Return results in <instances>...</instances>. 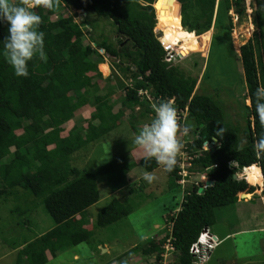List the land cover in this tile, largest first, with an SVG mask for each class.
Segmentation results:
<instances>
[{
	"label": "trees",
	"instance_id": "1",
	"mask_svg": "<svg viewBox=\"0 0 264 264\" xmlns=\"http://www.w3.org/2000/svg\"><path fill=\"white\" fill-rule=\"evenodd\" d=\"M155 1L56 0L52 10L33 9L41 18L38 30L44 32L46 62L34 57L28 62V77H16L0 55V198L12 197L20 202L22 197L30 195L55 224L33 240L24 242L17 253L16 264H45L46 252L55 254L89 242L93 230L108 227L128 214V208L116 196L110 197L91 223L87 209L99 199V183L110 192L125 187L132 166L120 158L88 171L70 164L73 152L101 140L122 115L119 110L111 112L107 104L110 92L96 93L98 87L94 78L101 76L97 65L100 63L101 72L107 73L100 50L111 58L113 69L130 80L129 85L118 80L123 91L119 105L143 106L146 96L155 103L173 99L179 119L180 111L186 108L181 125L188 128L187 134L192 137L184 147L190 157L188 175L204 174L212 182L202 193L197 190L204 186L203 181L192 182L184 188L178 211L168 218L170 230L164 228V235L159 239L151 238L130 248L131 254L147 259L153 257L149 264H162V245L169 238L173 250L168 264H192L189 247L203 228L209 230L215 222L213 210L236 203L241 192L243 195L253 193L252 184H261V176L264 211V158H258L253 151V143L262 131L255 114L253 93L258 86H264V0H255L256 7L251 12L254 30L238 51L240 81L244 87L242 99L249 100L248 106L241 105L243 125L226 122L221 102L217 100L218 88L207 81L213 45H226L234 62V51L224 40L233 25L230 11L238 21L245 17L243 0H157L153 8ZM175 1L180 4L179 11L174 8ZM69 9L72 14H62ZM169 9V27L173 33L169 43L195 38L199 41L210 28L217 29L211 36L205 67L199 77L200 63L192 62L189 68L183 58L164 60L153 28L156 26L161 32L160 19L169 15ZM76 12L84 15L73 22ZM89 14L111 21L116 33L114 42L108 41L102 32L92 33L96 20L90 19ZM7 27L6 23L0 24V52L8 34ZM161 39L166 40L162 32ZM94 55L97 58L93 59ZM207 88H211L213 94H209ZM138 90L146 91L147 95H137ZM90 98L93 110L86 124L64 131L63 125L76 110L87 105ZM143 113L154 112L144 105L140 115ZM221 128L224 132L216 136ZM205 141L212 145L202 150ZM138 165L145 172L159 167L154 160L144 161L143 158ZM242 168H246V181L252 184L233 178ZM178 171L176 165L171 172L165 171L171 183L177 186L181 177ZM28 211L27 206L21 208L20 204L11 209L20 214ZM88 224L92 226L87 227Z\"/></svg>",
	"mask_w": 264,
	"mask_h": 264
},
{
	"label": "rangeland",
	"instance_id": "2",
	"mask_svg": "<svg viewBox=\"0 0 264 264\" xmlns=\"http://www.w3.org/2000/svg\"><path fill=\"white\" fill-rule=\"evenodd\" d=\"M245 7V17L239 21L232 14V28L225 37L224 43L230 45L234 51V62H231V56L227 51L226 45H213L208 59V69L210 78L208 83L214 88H218L217 100L221 102L225 112L226 122H239L243 125L242 115L244 108L242 104L248 106L249 102L243 98L244 87L242 85V71L239 62V46L246 42L251 36L254 26L251 23V12L256 7L255 0H243ZM72 10H63V15L72 14ZM73 22H78L83 13L76 12ZM90 19H95V29L92 33L96 35L99 32L106 37L108 41L114 42L116 37L115 27L107 18L98 17L95 14H89ZM52 18H55L53 16ZM169 15L161 18V32L166 36V41L172 38V30L169 27ZM157 22V20H156ZM153 30L157 33L156 26ZM217 32V29L210 28L205 35L192 41H178L182 58L192 68V62L201 64L198 77L204 69L211 36ZM87 39L83 37V42ZM198 42V43H197ZM169 43V41H168ZM172 44V43H169ZM102 53V51L100 50ZM255 52L258 50L255 46ZM264 52V49H263ZM97 58V56H92ZM100 64V63H99ZM100 72L99 77L94 78L98 90L97 94L110 92L111 112L117 110L122 115L114 121L113 129L108 132L101 140L84 146L73 152L70 156V164L80 170L88 171L100 165L117 158L123 159L128 166H132L129 172V181L123 188L115 191H109L103 183H99L98 201L87 209L89 223L94 221L97 212L109 201L111 196L118 197L124 206L128 208V214L121 220L105 228L93 230L89 242H82L65 251H58L55 254L46 252L47 262L45 264H149L153 257L146 258L140 254H131L130 248L141 245L146 240L159 239L164 235V228H168L169 214L179 209L182 200L183 190L189 184L199 183L202 174L193 173L186 176L180 183L173 185L165 173L162 166L152 171L157 179L151 184L142 179L145 171L138 165L143 153L133 144V138L138 134V130L145 124L150 123L154 113H143L144 105L152 107L155 104L151 100H142L143 106L139 104L119 105V97L123 94L121 87L118 86V80L123 84L129 85L130 80L123 78L117 73L112 65L111 58L104 54L103 64L106 66L107 73ZM195 67V66H194ZM120 76V77H118ZM118 78V79H117ZM205 86V85H204ZM200 91V89H198ZM232 91V92H231ZM209 94H213L211 88H207ZM114 101V103H112ZM93 110L92 98L89 103L76 110L72 118L63 125L64 131L73 126L85 125L89 114ZM186 115L177 119V140L181 147L176 156V164L186 170L188 160L184 147L186 143L192 141V137L185 133L181 122ZM95 122V121H94ZM240 177L237 176V178ZM180 182V181H179ZM132 190V192H129ZM254 194L257 192L254 190ZM244 195H241L243 197ZM253 196V195H252ZM238 198H240L238 196ZM20 202L14 198L2 200L0 198V264H16L17 253L24 245L39 235L51 229L55 224L52 218L45 212L41 204H37L30 195L22 197ZM20 204L21 208L27 206L29 211L25 214L11 212L15 205ZM176 208V209H175ZM215 222L209 230L216 234L224 235L230 232H241L233 234L221 241L210 253L209 259L205 264H264V232L260 230H249L252 227H258L264 224V212L261 200L254 196L252 199H241L233 204L218 207L213 210ZM88 224L87 227H91ZM104 249V250H102ZM169 247L164 246L162 253V264H168L172 257ZM24 263V262H23Z\"/></svg>",
	"mask_w": 264,
	"mask_h": 264
},
{
	"label": "clouds",
	"instance_id": "3",
	"mask_svg": "<svg viewBox=\"0 0 264 264\" xmlns=\"http://www.w3.org/2000/svg\"><path fill=\"white\" fill-rule=\"evenodd\" d=\"M55 4L56 0H15V2H13V0H0V24L6 23L8 25V34L2 41L3 51L0 52V55H2L6 63L11 66L14 76L27 78L29 75L28 62L32 61L34 57L46 62L47 57L44 51V32L38 30L41 24V18L39 15L34 13L33 9L43 8L52 10L55 7ZM80 14H82V12H80ZM153 32L155 37L156 32L154 30ZM157 33H160V36L155 39L160 44L159 40L161 39V32L157 31ZM102 54L104 58L103 51ZM180 60H182V57L181 59H176L175 61ZM137 95L146 96L147 92L144 90H138ZM253 96L255 114L262 129L258 138L253 143V151L258 158H264V86H258L253 93ZM150 98L149 96H146L147 100ZM151 100L154 101L152 98ZM151 108L153 109L154 117L150 123L143 125L138 130V134L134 136L132 142L142 151L143 155L141 158H143L144 161L154 160L157 165L162 166L164 171L171 172L176 164V156L181 147L177 140V115L173 99L161 100L160 102L153 104ZM180 112L181 114L184 112L186 113V108ZM184 131L187 133L188 128L185 127ZM223 132V128H221L216 131L215 135L221 136ZM205 143H211L212 145V142L205 141L202 144V150H207L203 149V145ZM185 159L189 160L187 158ZM181 168L179 167L178 173L181 177L177 180V184H180L179 181L188 176L187 169L184 170V168L183 171H185V175H181ZM245 169L246 168H242L240 171L236 172L235 175H240L238 178H242L246 181ZM202 177L204 178H201L200 181L205 182L207 179L204 174H202ZM142 179L151 184L157 179V177L151 172H145ZM246 183L248 184L247 181ZM201 187H205V184ZM253 187H255V189L257 188V186ZM176 211H178V209L175 210L174 213ZM172 214H169V216ZM167 229L170 230V226ZM208 233L213 239H215V241L218 242V245L220 242L210 233V230H208ZM217 245H215L214 248ZM164 246L170 248V250L168 249L167 251H170L171 254L173 247L170 245L169 238L163 243L162 247L164 248Z\"/></svg>",
	"mask_w": 264,
	"mask_h": 264
},
{
	"label": "built area",
	"instance_id": "4",
	"mask_svg": "<svg viewBox=\"0 0 264 264\" xmlns=\"http://www.w3.org/2000/svg\"><path fill=\"white\" fill-rule=\"evenodd\" d=\"M160 45L163 48L164 51V60L167 62L176 60V59H181L182 55L179 53L177 47H173L165 42L162 41V39L159 40ZM211 143H205L203 145V149H208L210 148ZM187 159H190L189 156H186ZM181 168V167H180ZM181 175H185V171H183V168H181ZM204 178V177H202ZM182 180H180L179 183ZM217 241L213 239L209 233L207 228H203L197 237L196 241L193 242L190 247H189V253L191 254L193 261L192 264H204L210 255L211 250L214 248L215 245H217Z\"/></svg>",
	"mask_w": 264,
	"mask_h": 264
},
{
	"label": "crops",
	"instance_id": "5",
	"mask_svg": "<svg viewBox=\"0 0 264 264\" xmlns=\"http://www.w3.org/2000/svg\"><path fill=\"white\" fill-rule=\"evenodd\" d=\"M261 188H262V186L261 187H259L258 189L256 188L255 189V191L257 192L256 194H254V193H252V194H247V195H244L243 197H241L242 199V201L243 202H245V200H248V199H252V195H255V196H257L260 200H261V202H262V197H261V193H260V191H261ZM240 200V198H238V201ZM237 201V202H238ZM263 205V204H262ZM264 212V211H263ZM249 230H251V231H253V230H260V231H263L264 232V224H262V225H260V226H258V227H252V229H249ZM242 230H237L236 232H230V233H226V234H224V235H220V234H216L215 232H212V231H210V233L219 241V242H221V241H223L225 238H227V237H231V236H233V234H235V233H238V232H241Z\"/></svg>",
	"mask_w": 264,
	"mask_h": 264
},
{
	"label": "water",
	"instance_id": "6",
	"mask_svg": "<svg viewBox=\"0 0 264 264\" xmlns=\"http://www.w3.org/2000/svg\"><path fill=\"white\" fill-rule=\"evenodd\" d=\"M179 7H180V4L178 3V2H174V8H175V10H178L179 11ZM160 36V33H156L155 34V38H158ZM122 38V37H121ZM233 178L234 179H236L237 178V175H233ZM204 184H205V186H209V185H211L212 184V182L211 181H209V180H206L205 182H204ZM204 191V187H199L198 188V190H197V192L198 193H202ZM241 195H243V193L241 192V193H239V197H240V199H242L241 198ZM102 250H104V249H102Z\"/></svg>",
	"mask_w": 264,
	"mask_h": 264
},
{
	"label": "bare ground",
	"instance_id": "7",
	"mask_svg": "<svg viewBox=\"0 0 264 264\" xmlns=\"http://www.w3.org/2000/svg\"><path fill=\"white\" fill-rule=\"evenodd\" d=\"M156 2H157V0L153 3V7L155 6V4H156ZM170 9H171V2H170ZM170 9H169V16H170ZM154 12H155V17H156V15H157V11L154 9ZM167 44H169V43H167ZM169 45H171V46H173V47H177L178 49H179V45L178 44H169ZM179 46V47H178ZM179 51V53H180V50H178ZM249 167V166H248ZM260 170V169H259ZM261 173V172H260ZM248 183H250V182H248ZM250 184H252V183H250ZM252 185H254V186H257V189L260 187V186H262V176H261V184H252ZM244 194V193H243ZM245 195H247V194H245Z\"/></svg>",
	"mask_w": 264,
	"mask_h": 264
}]
</instances>
